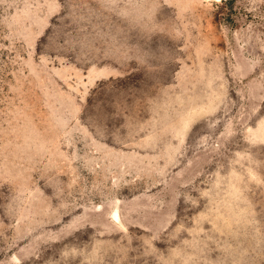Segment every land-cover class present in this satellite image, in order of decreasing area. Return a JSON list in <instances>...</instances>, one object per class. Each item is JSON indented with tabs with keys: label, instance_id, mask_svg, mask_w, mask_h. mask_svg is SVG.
Listing matches in <instances>:
<instances>
[{
	"label": "rangeland",
	"instance_id": "374dc122",
	"mask_svg": "<svg viewBox=\"0 0 264 264\" xmlns=\"http://www.w3.org/2000/svg\"><path fill=\"white\" fill-rule=\"evenodd\" d=\"M0 264H264V0H0Z\"/></svg>",
	"mask_w": 264,
	"mask_h": 264
}]
</instances>
